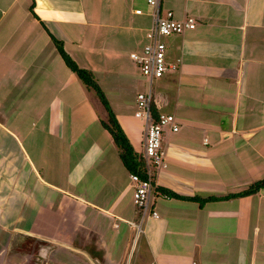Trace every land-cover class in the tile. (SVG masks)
Returning <instances> with one entry per match:
<instances>
[{"label": "crops", "instance_id": "1", "mask_svg": "<svg viewBox=\"0 0 264 264\" xmlns=\"http://www.w3.org/2000/svg\"><path fill=\"white\" fill-rule=\"evenodd\" d=\"M160 4L197 26L166 39L181 61L153 85L154 110L180 131L154 174L159 218L139 234L108 115L52 37L142 158L147 82L130 54L148 42L147 0H0V264H264V188L239 196L264 182V0Z\"/></svg>", "mask_w": 264, "mask_h": 264}, {"label": "built area", "instance_id": "2", "mask_svg": "<svg viewBox=\"0 0 264 264\" xmlns=\"http://www.w3.org/2000/svg\"><path fill=\"white\" fill-rule=\"evenodd\" d=\"M152 10L153 23L147 34L148 42L141 52L130 54L131 59L140 68L143 78L147 82V90L137 95L136 118L143 120L146 126L144 139V154L141 158L140 171L131 173L130 178L134 185V203L139 211L138 223L130 224L136 228L139 234L142 225L149 218H159V213L154 208L156 188L154 186V174L167 167V154L164 148V138L167 132L178 133L180 124L174 115L158 113L153 108V85L162 79L168 72L178 70L180 59L176 63L168 61V45L166 39L171 36H179L197 26L194 18L177 19L173 12L162 14L160 0H147ZM142 11L138 10L137 14Z\"/></svg>", "mask_w": 264, "mask_h": 264}, {"label": "trees", "instance_id": "3", "mask_svg": "<svg viewBox=\"0 0 264 264\" xmlns=\"http://www.w3.org/2000/svg\"><path fill=\"white\" fill-rule=\"evenodd\" d=\"M52 37V36H51ZM63 61L65 64L74 72L81 81L91 90L95 91L100 102L106 108L109 114V122L108 124L104 123L105 129L113 136L115 145L119 150L120 158L124 164V166L128 169L130 173H137L140 171L141 167V158L136 155L131 143L129 142L127 136L125 135L123 129L121 128L116 115L114 114L110 103L108 102L104 92L102 91L99 84L95 81L91 72L80 69L79 66L72 60V58L67 54L64 49V46L61 42L57 41L54 37H52ZM264 188V182L257 184L251 191L244 192L239 196L244 194H252L260 189ZM171 198L182 200V201H191V202H199L201 205H204L207 202L211 201H219L228 199L230 197L221 199V198H208V199H200V198H187L180 197L175 194H170Z\"/></svg>", "mask_w": 264, "mask_h": 264}, {"label": "rangeland", "instance_id": "4", "mask_svg": "<svg viewBox=\"0 0 264 264\" xmlns=\"http://www.w3.org/2000/svg\"><path fill=\"white\" fill-rule=\"evenodd\" d=\"M91 93H92V95L95 93L94 91H91ZM93 96H95L96 97V93L93 95ZM98 98V97H97ZM97 102H98V108H100V110H101V112H103V114H106V115H108V118H109V114H108V112H107V110H106V108H104V106L102 105V103H100V101H98L97 100ZM133 115V114H132ZM90 117V116H89ZM97 127L96 126H93L90 130H91V132L93 133V131H94V129H96ZM115 142V141H114ZM134 145L136 146V143H134ZM80 146V143L76 146L77 148ZM137 147V146H136ZM135 147V148H136ZM137 149V148H136ZM135 204V203H134Z\"/></svg>", "mask_w": 264, "mask_h": 264}, {"label": "flooded vegetation", "instance_id": "5", "mask_svg": "<svg viewBox=\"0 0 264 264\" xmlns=\"http://www.w3.org/2000/svg\"><path fill=\"white\" fill-rule=\"evenodd\" d=\"M50 263H51V261H50ZM55 264V263H54Z\"/></svg>", "mask_w": 264, "mask_h": 264}]
</instances>
